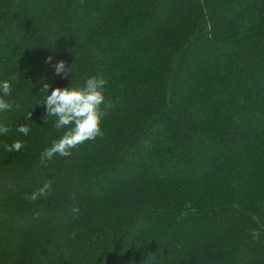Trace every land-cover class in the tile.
Instances as JSON below:
<instances>
[{
  "label": "trees",
  "instance_id": "1",
  "mask_svg": "<svg viewBox=\"0 0 264 264\" xmlns=\"http://www.w3.org/2000/svg\"><path fill=\"white\" fill-rule=\"evenodd\" d=\"M162 1L0 0V264H126L163 238L175 247L150 264H264V131L247 133L264 127V0H169L159 15ZM93 76L107 81L104 136L42 166L67 130L40 107L44 83Z\"/></svg>",
  "mask_w": 264,
  "mask_h": 264
},
{
  "label": "clouds",
  "instance_id": "2",
  "mask_svg": "<svg viewBox=\"0 0 264 264\" xmlns=\"http://www.w3.org/2000/svg\"><path fill=\"white\" fill-rule=\"evenodd\" d=\"M52 57H48L46 63H51ZM55 73L67 75L68 68L64 61H59L55 65ZM107 81L102 76H93L86 80L82 88L75 87H56L48 94L50 85L44 83L42 91L47 95L42 102L46 108V115L56 117L54 127L57 130L67 129L61 138L53 140L50 147L46 148L40 155V163L42 166H47L46 161L53 159L55 155L70 156L71 149L80 145L95 140L97 137L104 136L103 121L105 111L102 105L105 104L104 89ZM0 112L10 110L12 105L3 97L11 95V85L8 81L0 82ZM110 107V105H107ZM31 118V112L26 117ZM7 126H0V132L7 133ZM19 132L27 135L29 127L21 125ZM23 145L19 142L11 146L5 145L6 151H19ZM51 190V183L46 182L37 191L33 192L30 200H37L41 196H47ZM73 212L78 213L79 209L74 208Z\"/></svg>",
  "mask_w": 264,
  "mask_h": 264
},
{
  "label": "rangeland",
  "instance_id": "3",
  "mask_svg": "<svg viewBox=\"0 0 264 264\" xmlns=\"http://www.w3.org/2000/svg\"><path fill=\"white\" fill-rule=\"evenodd\" d=\"M168 1L169 0H163L162 1V5H161V7L159 8V11H158V14L159 15H161L162 13H163V11H164V7L167 5V3H168ZM246 0H234L230 5L232 6V7H234V8H237L240 4L242 5L244 2H245ZM94 15V14H93ZM93 15H91V19L93 18ZM155 22V21H154ZM242 27V25H237L236 26V28L234 29V30H236V31H238V29L239 28H241ZM141 33V32H140ZM0 56H1V51H0ZM14 66H17V70H18V72H24V70L25 71H27L28 70V74H29V68H27V69H23V67L22 66H18L16 63H15V65ZM49 72V71H48ZM49 74H50V72H49ZM51 75V74H50ZM41 86L40 85H36L35 86V89H36V91L40 88ZM35 91V92H36ZM39 93V92H38ZM29 99V98H28ZM31 103V100L29 99L28 100V103L26 102L23 106H21V107H19L18 109L19 110H22V111H26L27 110V108H28V105ZM27 106V107H26ZM40 107H44L45 108V105H41ZM9 112H8V110L7 111H4V112H0V120H2L3 118H5V117H7V116H9V114H8ZM259 130L256 132V131H253V130H249V131H247V133H249L248 135L249 136H251L250 138H254L255 136H258V134H260L262 131H264V127L263 126H258L257 127ZM249 138V139H250ZM163 167H166V164L163 166ZM163 167H159V169L157 168V170H159V171H157L156 173H157V175L158 176H161V175H164V174H166L165 173V169L163 168ZM184 172H186V174L187 175H190V172H187L186 170H183ZM182 171V172H183ZM155 173V174H156ZM201 173V170H196V172L194 173V175L192 176V177H194V178H196V176L197 175H199ZM56 178L55 179H49L50 180V182L51 183H57V182H59L58 181V178L60 177L58 174H56V176H55ZM26 178V177H25ZM29 180H25L23 177H20L18 180H17V182L14 184V183H12V182H8L7 183V185H9L8 186V188H12V187H14V186H19V185H26V184H29V183H31V181L32 180H36V177H35V175H32V176H30L29 178H28ZM94 183V182H93ZM92 183V184H93ZM93 187V185H91L90 184V187ZM0 187H2V184L0 185ZM91 187V188H92ZM4 188H6V187H4ZM94 188V187H93ZM47 216H49V215H47ZM67 216L68 215H66V213H64V214H61L60 216H59V219H60V221L62 220H65L66 218H67ZM48 218H51V220H56L55 218H54V215L53 216H51V217H48ZM37 220V221H36ZM38 220L39 219H37V218H34V219H32V223H36V222H38ZM35 221V222H34ZM57 221H59V220H57ZM165 232H166V230H165ZM165 238H163V240H161V243H159L160 244V249L158 250V251H156V250H151V251H149L147 254H144V257L142 258V259H137V258H135V260L134 261H132V262H128V263H126V264H150L154 259H155V257H157L158 255H159V253L161 252V251H172L173 249H174V243H171V242H168V243H166L165 241ZM209 240H211V237H210V239ZM189 242V244H191V247H193V248H199L200 247V245L202 244V240L201 239H194V240H189L188 241ZM238 262L240 263V264H251V261H250V259H249V257H246V258H244V259H239L238 260Z\"/></svg>",
  "mask_w": 264,
  "mask_h": 264
}]
</instances>
